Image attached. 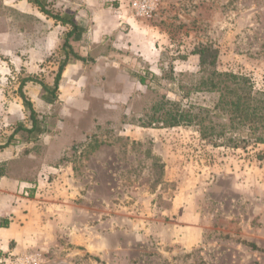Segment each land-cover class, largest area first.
I'll return each mask as SVG.
<instances>
[{
  "label": "rangeland",
  "instance_id": "374dc122",
  "mask_svg": "<svg viewBox=\"0 0 264 264\" xmlns=\"http://www.w3.org/2000/svg\"><path fill=\"white\" fill-rule=\"evenodd\" d=\"M43 4L83 30L67 42L84 60L62 47L68 24L0 0V177L24 183L28 206L0 230V264H264V143L139 126L154 93L135 76L174 99L210 45L219 70L264 91V0H160L147 19L127 0Z\"/></svg>",
  "mask_w": 264,
  "mask_h": 264
},
{
  "label": "trees",
  "instance_id": "16d2710c",
  "mask_svg": "<svg viewBox=\"0 0 264 264\" xmlns=\"http://www.w3.org/2000/svg\"><path fill=\"white\" fill-rule=\"evenodd\" d=\"M36 5L44 14L53 19L68 24L69 31L66 32L62 47L70 52L67 38H76L83 31L78 25L58 14H52L45 9L43 0H28ZM194 54L198 55V71L191 74L186 73L189 81L176 84V97L168 99L166 94H158L151 87V75L137 74L140 84L148 88L149 93H154V101L143 115L137 119L139 126L152 127L163 126H185L192 127L199 134V138L213 146L244 147L248 143H264V91L254 88L250 79L241 74L221 71L217 67L218 50L210 45H199L194 48ZM77 60L84 57L72 53ZM67 55L59 64L54 78L51 97H55L54 90L57 88L63 67L67 63ZM43 89L47 86L41 84ZM192 95L209 97L208 103L192 99ZM23 105L30 107V102L20 93ZM51 102V101H49ZM146 110V109H145ZM31 126L23 128L31 133L36 128V120L31 115ZM18 127L15 129V131ZM242 144V145H241ZM5 226V223H1Z\"/></svg>",
  "mask_w": 264,
  "mask_h": 264
},
{
  "label": "crops",
  "instance_id": "0c3cea01",
  "mask_svg": "<svg viewBox=\"0 0 264 264\" xmlns=\"http://www.w3.org/2000/svg\"><path fill=\"white\" fill-rule=\"evenodd\" d=\"M125 17L127 19L129 18L127 15L121 13V24L123 22V18ZM144 41L145 42L143 43H146L148 47L151 46V43L147 41V38H144ZM148 47L146 49H148ZM8 158V155H0V161L7 160ZM21 190H24V183L19 182L18 180H15L13 178H9L7 176L0 177V218H2L0 219V230L10 231L13 233V230L15 229L14 224L20 216L19 211L23 205V202L25 208L28 207L26 205L25 198L16 194L17 191L19 192ZM1 223H5V226H2ZM23 228L24 226H22V231ZM11 236V238L13 239L18 238V235Z\"/></svg>",
  "mask_w": 264,
  "mask_h": 264
},
{
  "label": "built area",
  "instance_id": "2783aa9c",
  "mask_svg": "<svg viewBox=\"0 0 264 264\" xmlns=\"http://www.w3.org/2000/svg\"><path fill=\"white\" fill-rule=\"evenodd\" d=\"M160 0H127L132 13L141 18H152L155 16Z\"/></svg>",
  "mask_w": 264,
  "mask_h": 264
}]
</instances>
